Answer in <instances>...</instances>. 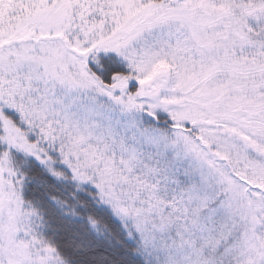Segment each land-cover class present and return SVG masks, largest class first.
I'll return each mask as SVG.
<instances>
[{
  "label": "snow or ice",
  "instance_id": "snow-or-ice-1",
  "mask_svg": "<svg viewBox=\"0 0 264 264\" xmlns=\"http://www.w3.org/2000/svg\"><path fill=\"white\" fill-rule=\"evenodd\" d=\"M0 264H264V0H0Z\"/></svg>",
  "mask_w": 264,
  "mask_h": 264
}]
</instances>
